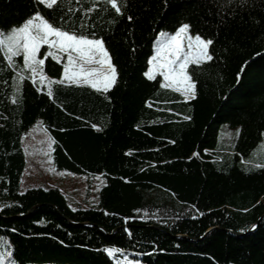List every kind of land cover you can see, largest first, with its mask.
Returning a JSON list of instances; mask_svg holds the SVG:
<instances>
[{"label": "trees", "instance_id": "obj_1", "mask_svg": "<svg viewBox=\"0 0 264 264\" xmlns=\"http://www.w3.org/2000/svg\"><path fill=\"white\" fill-rule=\"evenodd\" d=\"M105 7L86 19L66 15L65 4L0 0L5 31L37 10L55 26L64 16L68 30L83 20L118 72L107 93L53 85L50 98L38 77L18 93L17 72L0 56V251L15 264H264V167H255L264 162L249 159L264 138V0H127L119 17ZM183 24L213 41L212 60L188 68L191 100L143 75L158 34ZM65 61L47 58L44 74L62 78ZM38 119L54 139L57 169L105 178L98 206L74 205L56 186L21 190L22 138ZM223 124L240 130L229 151ZM259 218L251 233L227 230L246 232Z\"/></svg>", "mask_w": 264, "mask_h": 264}, {"label": "snow or ice", "instance_id": "obj_2", "mask_svg": "<svg viewBox=\"0 0 264 264\" xmlns=\"http://www.w3.org/2000/svg\"><path fill=\"white\" fill-rule=\"evenodd\" d=\"M80 8L73 9L71 4L73 0H36L38 5H43L47 9H54L55 6L65 4L68 6L67 14L82 12L84 18L90 19L97 4L103 3L106 7L103 11L114 10L115 16L123 15L122 7H126L127 0H74ZM90 5L83 8V4ZM61 23L55 26L51 21L44 17L39 10L19 26H13L10 30L0 29V56L11 68L20 67V71L14 78L18 82H23L26 78L34 84L37 77L41 85L44 81L48 82L47 95L51 98L54 96L53 85L77 87L87 86L96 92L107 93L110 88L117 82L118 72L113 65L110 54L105 47L103 38H96L95 31L90 35L84 34L85 24L81 20L79 28L74 24L71 30L66 29L65 25L70 21H65L61 16ZM132 19L131 16L128 17ZM115 23V19L112 21ZM190 25H181L174 34L161 31L153 45L155 54L147 61L148 70L143 75L149 80H155L157 76L163 77L161 88L172 89L180 93L187 100L195 97V83L188 73L189 66H200L205 61H211L212 56L209 53V46L212 40L202 39L200 35L194 37L189 34ZM47 46V50L42 53V48ZM43 56L44 58H40ZM22 57L23 64H16L15 58ZM52 61L63 63L62 78H49L44 74V66L47 58ZM3 69H0L2 71ZM243 70V69H242ZM25 73H29L27 77ZM239 73L237 74L239 78ZM19 91V87L17 88ZM13 103L18 101L13 99ZM185 120L191 119L185 116ZM93 128L97 126L92 125ZM97 130H99L97 128ZM237 130V135L239 134ZM54 143V141H52ZM51 147V145H49ZM264 149V144L259 146ZM256 153H253L255 156ZM255 167L260 168L264 165L257 164ZM2 210V209H0ZM253 227H256L253 225ZM3 238L0 237V240ZM109 256L114 252H121L122 249L107 248L105 249ZM11 252L0 251V264H4L5 259L11 257ZM9 264H15L12 260ZM127 264H139V261H127Z\"/></svg>", "mask_w": 264, "mask_h": 264}, {"label": "rangeland", "instance_id": "obj_3", "mask_svg": "<svg viewBox=\"0 0 264 264\" xmlns=\"http://www.w3.org/2000/svg\"><path fill=\"white\" fill-rule=\"evenodd\" d=\"M192 36L194 37L195 35ZM46 50L47 46L44 51ZM41 51L42 53L44 52L43 48ZM40 58L44 57L41 56ZM15 61L17 65L22 66V57H16ZM14 69L17 73L20 71V67H15ZM28 75L30 74L25 73V76ZM21 86L22 82L17 81L16 88L19 87L18 93H20ZM238 129L239 127H231L228 124H223L220 127V146L222 148L229 151L233 147L239 136V134L237 135ZM52 141H54L52 134L45 128L41 119H38L24 133L22 144L26 153L27 167L23 175L21 190L25 191L29 187L37 186H56L66 193L70 203L74 205L98 206L100 191L106 182L105 178L100 175L75 173L69 170L57 169L53 164L52 153L54 143ZM261 144H264V138L249 157L250 162L253 164L264 162V149L259 147ZM254 152L256 153L255 156H253ZM10 261L12 260H8L7 258L4 264H9Z\"/></svg>", "mask_w": 264, "mask_h": 264}, {"label": "water", "instance_id": "obj_4", "mask_svg": "<svg viewBox=\"0 0 264 264\" xmlns=\"http://www.w3.org/2000/svg\"><path fill=\"white\" fill-rule=\"evenodd\" d=\"M40 204H38V205H36V206H34L31 210H30V212H33L35 209H36V207L37 206H39ZM260 219L261 218H259L256 222H254L252 225H251V227L246 231V232H237V231H234V230H231V229H227L230 233H232V234H234V235H236V236H242V235H244V234H247V233H251V232H253L254 230H255V228L256 227H253V225H255V226H257L258 225V223H259V221H260ZM70 220V219H69ZM84 225H92L91 223H88V222H85V223H83ZM219 227H212V228H210V229H208L204 234H203V236L202 237H205V236H207L211 231H213V230H215V229H218ZM102 229H104V228H102ZM180 237H186V238H188V239H190V240H197V238H195V237H192V236H186V235H179Z\"/></svg>", "mask_w": 264, "mask_h": 264}]
</instances>
